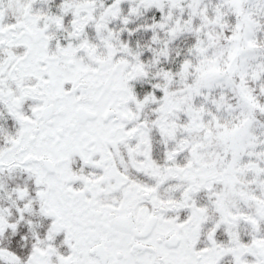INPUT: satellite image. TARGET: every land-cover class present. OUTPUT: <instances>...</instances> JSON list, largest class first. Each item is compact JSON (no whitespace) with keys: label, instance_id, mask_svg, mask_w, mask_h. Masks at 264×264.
I'll return each mask as SVG.
<instances>
[{"label":"snow or ice","instance_id":"obj_1","mask_svg":"<svg viewBox=\"0 0 264 264\" xmlns=\"http://www.w3.org/2000/svg\"><path fill=\"white\" fill-rule=\"evenodd\" d=\"M0 264H264V0H0Z\"/></svg>","mask_w":264,"mask_h":264}]
</instances>
